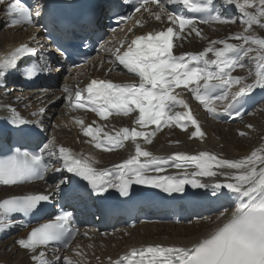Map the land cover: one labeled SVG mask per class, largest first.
<instances>
[{
	"label": "snow or ice",
	"instance_id": "obj_1",
	"mask_svg": "<svg viewBox=\"0 0 264 264\" xmlns=\"http://www.w3.org/2000/svg\"><path fill=\"white\" fill-rule=\"evenodd\" d=\"M135 2L137 12L143 8L155 20L161 21L163 18L171 23L166 30L150 32L146 36H136L131 41H124L123 43L127 44L126 50L121 51L118 48L112 53L110 62L122 66L127 73L138 77V83L121 85L109 80L93 79L86 88L76 87L73 90L67 85L62 88L66 94L64 99L77 108L85 107L86 101L82 100V93L86 92L87 102L92 105L91 110L103 119L108 118L111 110L125 117L136 113V126L131 129L124 127L116 131L115 135L104 131L103 126H84L82 121L78 120L84 135L91 137L89 142H94L97 149L112 151L122 147L124 141H137V138H143L144 142L151 144L157 131L171 126H179L186 131L189 124L195 127L191 137L203 138L205 133L201 131L189 103L178 98L181 93L177 89L190 91L195 100L213 116L219 115L215 107L217 101H227L223 105L224 113L232 115L237 105L250 99L256 89L264 91V38L246 34L254 24L264 27V23H261L264 20V0H259L258 4L253 0H243V3L240 0H225V3L237 7L239 12L247 17L244 21L248 26L245 33H236L232 37L242 43L212 40L201 52L180 55L173 54L174 42L178 46L182 38H187L192 33L201 37L198 23L223 24L229 23V19L212 15L215 6L210 0ZM125 3H132V0H109L108 10L115 11ZM0 4L5 5L4 11L8 16L4 21L5 26L20 23L35 26V22L40 18L50 17L53 29H60L46 0H40V6L34 10L21 4V0H0ZM175 4H182L193 13L205 15L197 21L168 12L166 6ZM152 5H156L158 10L152 12ZM249 9L254 11L250 12ZM131 18L121 17L119 22L123 24L126 19ZM82 21L86 30L92 29V34L95 35V11L83 14ZM41 26L48 30L47 24ZM99 39L103 37L100 36ZM57 44L61 58L70 54L59 39ZM219 44L224 46L217 48L216 45ZM38 47L43 48V44L37 42V47L21 44L10 55L0 58V89L4 90L5 95H11V89L6 83L7 76L22 74L24 78L34 79L38 77V72L44 71L43 68L38 69L34 63L27 71L21 73V65L37 57ZM101 47L104 45L101 44ZM210 52L214 53V59L207 58ZM253 52L256 53L251 57L255 62V71L249 72V83L246 77L234 76L232 72L238 67L244 68L242 61ZM232 53L235 55H229ZM39 60L47 64L42 53ZM234 86H238L235 91L232 90ZM217 90L221 91L217 93ZM15 99L17 103L23 100L20 96ZM178 106L188 111H176ZM6 107L11 114L4 121L5 127L0 129V139L7 136L20 141L34 135L36 131H46L38 127L43 120H37L36 126L30 127L32 121L22 117L16 107ZM24 107H28V104L25 103ZM46 113L47 108L41 107L32 115L43 116ZM235 115L239 116L240 113L235 111ZM150 125H154L155 129L149 131ZM22 147L24 146L13 145L10 149L12 154L0 158V186H20L33 181H44L50 170L61 173V176L54 180L55 192L16 195L0 201V230L14 226L12 218L17 214L23 217L46 214V207L53 196L60 193V186L67 188L72 179L83 182L85 188L97 199L106 198L111 190H115L123 198L131 199L133 186L159 189L169 196L183 194L186 186L193 189L210 188V198L216 201L232 200L234 209L230 215L227 208L222 207L215 221H209L215 223V228L190 247L155 245L134 250L132 255L138 257V264H264V155L254 151L243 159L230 160L201 151L197 155L177 152L170 157H161L143 149L137 141L134 156L124 160L122 164L114 165L112 169L98 170L65 147L57 150L55 137L36 145V150H21ZM169 161H174L175 168L183 171L162 175ZM54 162L60 166L54 168ZM189 168L194 171L189 172ZM213 168L218 171H213ZM201 177H224L227 182L218 180L209 184L202 182ZM73 224V213L60 210L53 220L32 228L28 237L18 239L17 243L22 248L31 250L34 254L33 261L49 264V261L44 259L43 251H40L38 256L35 255L37 249L50 245L68 247L77 233ZM56 261L57 264H73L71 259L60 256L56 257ZM116 264L121 262L117 261Z\"/></svg>",
	"mask_w": 264,
	"mask_h": 264
},
{
	"label": "bare ground",
	"instance_id": "obj_2",
	"mask_svg": "<svg viewBox=\"0 0 264 264\" xmlns=\"http://www.w3.org/2000/svg\"><path fill=\"white\" fill-rule=\"evenodd\" d=\"M225 1H222V10L224 13H227L229 11H234L236 14H240L242 17H244L238 10L237 7L233 5H229L227 3H224ZM241 3H243V0H240ZM254 3L259 2V0H253ZM249 11H254V9H249ZM219 15L221 16V11L219 12ZM229 16V14H228ZM228 18V17H223ZM247 18V17H246ZM229 19V18H228ZM229 23H231V19H229ZM235 21V20H234ZM145 26L141 27L140 29H145L144 31H148L150 29L156 28L157 26H160L161 23H156L153 21L152 17H148L147 19L144 18ZM216 22L212 23L210 26L206 27H212ZM229 23H223V24H229ZM261 23H264V20L261 21ZM254 27L261 31V37L264 38V27H261L259 24H254ZM253 27V28H254ZM200 31L202 30L201 27H197ZM224 30V29H223ZM224 33H216L218 34L217 38L214 37L215 33H212V35L209 37L207 34L202 35L201 37H197L195 33H192L191 36H187V38H182L180 41V48L184 52L193 51L195 53L203 51L205 48L208 47L209 43L212 40H227L229 43H242V41L233 39L234 35L236 33H241L239 30H235L232 27L227 26L225 28ZM127 32V31H125ZM124 32V33H125ZM257 32V31H256ZM259 34V33H258ZM131 38L128 37L127 39ZM212 38V39H211ZM25 37L19 39V35L15 34L14 32H11L9 30H6L5 33L0 34V58H4L10 54L12 51V48L17 44L19 41H23ZM16 43V44H15ZM223 44L216 45L217 48L223 47ZM248 45H245L247 47ZM253 47H256L253 45ZM234 55V53L229 54ZM256 53L251 55L254 57ZM208 59H214V53H208L207 56ZM255 71V62L254 60L250 59L247 63L246 68L240 69L239 67L236 68L232 75H239L247 78V82H251V77L249 76V72ZM7 83V82H6ZM8 87V85H7ZM80 87V86H79ZM236 87L234 86L232 88L233 91L236 90ZM0 112L1 114H4V112H7V105H11L13 107H16L17 110L21 114L20 108L22 106L24 107L25 102L21 101L19 103L16 102V96L9 97L8 95H5L4 90L0 89ZM258 93V89H256L252 94ZM66 94L63 93V91L58 95L59 100L55 103H53V100L56 99V97L52 98L51 96L48 97V95L45 94H27L23 96L26 98L25 100L33 101L37 104H44L48 106V109L56 113L61 118H67V120H61V123L66 127V131L68 132L65 135V132L61 133L59 132L60 129H58L57 126L60 125V121H57L54 129L50 134V138L55 137V144L57 147V150L60 147H65L73 152V154L77 157L83 158L84 162H87L91 164L93 167L97 168L98 170L102 169H112L114 165L122 164L124 160L131 158L135 155V143L130 142L129 140L124 141V144L120 148H115L112 151H104L99 150L95 147L94 142L90 143L89 139L84 135L81 124L77 123V121H82L83 125L86 126L88 123H90L93 119L90 116H87L82 113H77L75 111L71 112L69 109L68 101L64 99V96ZM22 97V98H23ZM5 98V99H4ZM23 98V99H24ZM186 102L189 103L190 109L194 115V117L198 120L201 131L205 133L203 138L201 137H191V132L195 130V127L191 124L188 125L187 130H182L179 126H171L174 128L172 133L170 135L164 136V132H166L169 128L167 127L164 130L157 131L155 136L153 137V141L151 144H147L146 142L141 145V147L147 151H150L153 153L154 156H163V157H170L173 156L177 152H183L188 155H197L201 151H207L209 153H212L216 155L218 158L221 159H230V160H238L243 159L249 155H251L252 152L245 153L247 144H243L241 138H235L231 140L229 143H227V138L233 137V131L226 132L217 130L215 127H229L231 130L234 128H237L236 130H239L240 137H244L243 135H248V133L244 132L241 128L243 127L244 123L248 121L253 115L259 110L263 112L264 110L261 109L263 105L256 108L248 117H246L241 124L239 125H218L214 122L215 116L211 115L210 118L214 122H203L201 118L199 117L197 111L201 110L202 107L196 105L192 101L191 98L187 97ZM227 103V101H217L215 104V107L219 111L223 105ZM51 104V105H50ZM57 105H60L59 112L53 111V107H56ZM72 110V109H71ZM178 111H188L186 109H182L178 107ZM206 111V110H205ZM263 115V114H262ZM51 118V117H49ZM264 120V116L262 117ZM95 119V123L97 126H103V130L109 132L112 135H115V132L126 127L130 126L133 121L130 118H110L107 121H102L99 119ZM262 123V122H261ZM264 123V122H263ZM68 124L71 125L72 128L70 130L74 132L75 137H72V135L69 133L70 130H68ZM242 126V127H241ZM223 128V129H224ZM262 130H264V124H262ZM58 129V130H57ZM77 130H80V133L77 134ZM254 130V128H253ZM253 130L251 132H253ZM235 131V129H234ZM241 132V133H240ZM250 132V133H251ZM168 133V132H167ZM229 133V137H228ZM256 136H262L263 133L261 132H253ZM232 134V135H231ZM102 135V133H101ZM250 136V134H249ZM49 138V139H50ZM162 139L164 142H168L172 145V143L175 145V147H168L164 150L159 149V141ZM227 141V142H226ZM264 143V142H263ZM169 145V146H171ZM263 145V144H262ZM262 148V147H261ZM256 149V147H255ZM260 149V148H259ZM251 150V149H250ZM241 152H244L241 153ZM254 152V151H253ZM257 153L259 155H264V150L261 149L260 151L257 150ZM141 159H144L143 157ZM174 162V161H171ZM60 166V165H59ZM58 166V167H59ZM189 172L194 169L189 168L187 169ZM183 169H177V168H170L167 171H165L163 175L168 174H176L178 172H182ZM214 171V170H213ZM218 171V170H216ZM235 171V170H233ZM54 171L52 177L44 182L33 186L28 187H22V188H6L0 189V201H2L4 198H8L11 196L16 195H22V194H28V193H36V192H46L51 193L55 190V185H53L54 182ZM71 175V174H70ZM209 178V177H206ZM222 182L225 181L224 177H218ZM63 185L60 187L62 188ZM22 191H29L26 193H22ZM226 206L224 208H227L228 214L230 215L231 211L234 209V204L231 203V200L226 201ZM219 215V214H218ZM208 217L207 219H197L189 226H180L173 227L170 225H140L137 228L134 229H119L116 230L113 234H107V233H91L84 231L81 233L79 239L76 241V243L66 252L64 253L61 258H69L73 261V264H115L117 261H121L123 257L126 254H129L131 252V249H143L147 246H155V245H161V246H185L190 247L193 243L196 241L202 239L208 232L213 230L215 228V223H210L209 221H215L216 217ZM227 216L225 217V219ZM14 226L8 227L4 230H0V264H35L36 261L32 260V256L34 255L31 250L22 248L18 243L17 240L21 238H26L28 235L27 231H21L20 233H14L15 231L20 229V225L18 223H13ZM141 226L143 228L141 229ZM165 229L167 230H161L156 231L154 229ZM169 228V229H168ZM124 230V231H123ZM13 233V234H11ZM81 237L85 238L83 240V243L81 241ZM82 243V244H81ZM79 246V251H77V255H72V250H77ZM9 249H15L17 250L21 258L18 260L15 259H9L2 257V253ZM41 249H37V252L35 255H39V252Z\"/></svg>",
	"mask_w": 264,
	"mask_h": 264
},
{
	"label": "rangeland",
	"instance_id": "obj_3",
	"mask_svg": "<svg viewBox=\"0 0 264 264\" xmlns=\"http://www.w3.org/2000/svg\"><path fill=\"white\" fill-rule=\"evenodd\" d=\"M247 18L246 17H242L241 15H237V17H236V19H233V20H235V23H229V24H222V23H220V24H217L216 26H214V27H212V28H210V29H207V30H205V32H207V36H211L212 35V33H215V35H214V37H212V38H217L218 37V34H220V33H224L226 30H225V28L227 27V26H229V27H232L233 29H235V30H239V32H241V33H245V30L247 29V24L246 23H244V21L246 20ZM254 27V25L252 26V28L250 29V30H248V32L246 33V34H248V35H252V36H255V37H261V31L260 30H258V29H256L255 27ZM224 29V30H223ZM5 31H6V29H2V30H0V34H2V33H5ZM257 31V32H256ZM216 33H218V34H216ZM259 33V34H258ZM16 35L18 34L19 36L21 35V33L20 32H17V33H15ZM211 38V39H212ZM255 52H253V53H251L250 54V56L249 57H245L244 58V60L242 61V63L245 65V67L244 68H246V66H247V63H248V61L251 59V55H253ZM240 69H242V68H240ZM76 84V83H75ZM1 93V92H0ZM27 95V94H26ZM18 96V95H17ZM26 103H31V101H29V102H26ZM264 104V103H263ZM263 104H261V105H263ZM261 105H259L258 107H260ZM257 107V108H258ZM48 108V107H47ZM261 109H263L264 110V106H262L261 107ZM259 110H260V108H259ZM257 111L254 115H253V117H251L250 119H248V121L247 122H245L244 123V125H243V127L241 128L244 132H246V133H248V135H243L244 137H240V136H238L239 135V130H236L237 128H234L235 129V131H234V129L233 130H231L229 127H227L228 129H226V127L224 128V127H215V126H213L214 128H216L217 130H220L221 132L222 131H226V132H229V131H233V137L232 138H227L228 140V142L227 143H229L231 140H233V139H235L236 137L237 138H241V140L243 139V141H242V143L243 144H247V147H246V151H245V153H247V155H248V153H250V152H253V151H255V152H257V150H261V149H263L264 150V130H262V124H264L263 122H264V120H263V116H264V111L263 112H261V111ZM263 114V115H262ZM262 122V123H261ZM53 126H55V122H54V124H53ZM58 127V129H60V133H61V131L62 132H65V135L68 133L67 131H66V127L63 125V123H61V120H60V125L59 126H57ZM69 127H70V125H69ZM224 128V129H223ZM253 128H254V130H253ZM57 129V130H58ZM174 128H170V129H168L166 132H164L165 134H163L164 136H168V135H170L171 133H172V131H174L173 130ZM55 130V129H54ZM68 130H70V128H68ZM172 130V131H171ZM253 130V132H261V133H263V135L261 136H256V135H254V133L253 132H251ZM56 131V130H55ZM168 132V133H167ZM251 132V133H250ZM71 135H72V137H75V134H74V132H73V130L71 131L70 130V132H69ZM78 133H80V130H77V134L76 135H78ZM241 133V132H240ZM249 134H250V136H249ZM232 135V134H231ZM228 137H229V133H228ZM263 144V145H262ZM169 145H171V144H169L168 142H164V141H162V139L159 141V149L160 150H164L165 148H168V147H175V145L172 143V145L171 146H169ZM255 147H256V149H255ZM262 147V148H261ZM260 148V149H259ZM251 149V150H250ZM241 153H243L244 154V152H241ZM262 155V154H261ZM55 165H57V163H55L54 162V164H53V167H56ZM213 170L214 171H216L217 169L216 168H213ZM217 214H214V215H211V216H205L204 218H208V217H213V216H216ZM143 228V226H141V229ZM180 227H178V229H179ZM169 229V228H168ZM154 230H156V231H161V230H167V228H165V229H154ZM124 231V230H123ZM82 243H83V241H82ZM1 245V244H0ZM78 249L77 250H74L73 252H72V255L73 256H75V255H77V251H79V246L77 247ZM79 254V253H78ZM2 257H5V258H9V259H15V260H18V259H20L21 258V255H20V253L17 251V250H15V249H9V250H6L5 252H3L2 253V255H1Z\"/></svg>",
	"mask_w": 264,
	"mask_h": 264
}]
</instances>
